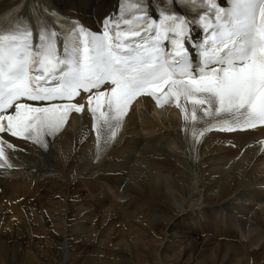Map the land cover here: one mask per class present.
I'll return each instance as SVG.
<instances>
[{"label":"bare ground","instance_id":"6f19581e","mask_svg":"<svg viewBox=\"0 0 264 264\" xmlns=\"http://www.w3.org/2000/svg\"><path fill=\"white\" fill-rule=\"evenodd\" d=\"M123 2L45 1L98 27L119 16ZM33 6L0 0V21L23 9L20 27L37 43ZM139 103L108 124L71 118L43 152L27 146L19 168L0 172V264H264V129L207 132L193 156L187 118L149 98ZM64 171L100 176L102 195L82 200V190L71 189L64 197ZM242 199L255 207L242 208Z\"/></svg>","mask_w":264,"mask_h":264},{"label":"rangeland","instance_id":"374dc122","mask_svg":"<svg viewBox=\"0 0 264 264\" xmlns=\"http://www.w3.org/2000/svg\"><path fill=\"white\" fill-rule=\"evenodd\" d=\"M94 8H97V7H94ZM94 8H92V11L94 12ZM98 9V8H97ZM211 150H213V149H210V151ZM79 169H81V168H79ZM87 169V168H86ZM86 169H81V170H86ZM74 172V171H73ZM73 172L72 173H68V172H66V171H64V173L68 176V178H66L64 175L62 176V177H64V178H62L60 181H59V184L62 186V187H67V191L65 192V193H63V196L64 197H66V196H68L69 198H71L70 197V191H71V189H73V190H77L78 189V191H79V189L80 190H82L81 191V195H82V197H83V199L82 200H86V199H90V198H92L93 196H99L100 197V195H102V194H100V193H98V190H99V188H100V176H98L97 177V179H92L91 178V176H82L81 178H79V179H75V176H74V174H73ZM207 175H208V173H207ZM69 180H70V182H69ZM94 185V186H93ZM199 185H200V188L202 189V190H205L206 191V189L207 188H209V186L206 184V182H204V183H199ZM89 193H93V195L92 196H89ZM129 194H133L136 198H137V195H138V193H134V192H131L130 190H129ZM105 197V196H104ZM74 198V197H73ZM110 199V198H109ZM111 199H114V198H111ZM82 200H80V201H82ZM245 201V200H244ZM247 203V204H246ZM240 205H241V207L242 208H245V207H249V208H251V206H254L253 205V203L252 202H250L249 203V201L247 200V201H245V203L243 202V199H242V202L241 203H239ZM251 206H250V205ZM134 205H135V203H134ZM133 205V206H134ZM246 205V206H245ZM255 207V206H254ZM252 209V208H251ZM250 209V210H251ZM260 208L258 207L257 209H256V211H258ZM232 211V210H231ZM132 212H133V210H132ZM227 220V219H226ZM231 221H232V218L230 219ZM178 249H180L181 247H177ZM75 250V249H74ZM77 251H75V253H76ZM65 253V252H64ZM78 255V254H77ZM64 257H65V255L63 254V259H64ZM44 258V257H43ZM42 258V261H46V259H43ZM78 259V258H77ZM26 262H27V264H31V262L30 261H28V260H24V262H20L19 264H26ZM51 264V261H46L45 262V264ZM61 263V260H60V262L59 261H55L54 263H52V264H60ZM70 264H82V262H79V263H74L73 262V260L71 261V263ZM84 264V263H83ZM146 264V263H145Z\"/></svg>","mask_w":264,"mask_h":264}]
</instances>
